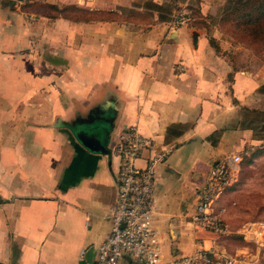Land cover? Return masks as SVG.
Wrapping results in <instances>:
<instances>
[{
    "label": "crops",
    "instance_id": "0c3cea01",
    "mask_svg": "<svg viewBox=\"0 0 264 264\" xmlns=\"http://www.w3.org/2000/svg\"><path fill=\"white\" fill-rule=\"evenodd\" d=\"M33 2L0 0V264L95 260L110 231L116 147L128 127L149 141L138 166L163 154L152 222L164 258L201 246L249 251L239 236L193 230L190 215L226 154L242 160L218 204L231 223L242 213L251 168L264 157V61L244 47L212 46L201 31L195 46L188 24L68 18L30 9ZM45 2L91 12L132 7ZM119 264L139 263L124 255Z\"/></svg>",
    "mask_w": 264,
    "mask_h": 264
},
{
    "label": "built area",
    "instance_id": "2783aa9c",
    "mask_svg": "<svg viewBox=\"0 0 264 264\" xmlns=\"http://www.w3.org/2000/svg\"><path fill=\"white\" fill-rule=\"evenodd\" d=\"M149 144L135 127H128L118 137L116 152L120 158L117 195L109 213L110 231L97 248L90 264H119L128 255L139 264H257L264 246V220H249L234 226L223 216L226 208L218 201L237 179L242 157L226 154L211 166L195 196L190 223L193 230L204 229L219 235H236L257 253L227 252L215 246L196 248L192 253L165 259L159 232L153 226V196L156 169L163 154L150 158L144 167L136 164L140 150Z\"/></svg>",
    "mask_w": 264,
    "mask_h": 264
},
{
    "label": "rangeland",
    "instance_id": "374dc122",
    "mask_svg": "<svg viewBox=\"0 0 264 264\" xmlns=\"http://www.w3.org/2000/svg\"><path fill=\"white\" fill-rule=\"evenodd\" d=\"M235 1L236 0H131V8H116L113 11L119 18L123 15L126 18L142 23L145 21L153 22V17H158L157 20H159V22L170 24L171 27L175 28L188 24L194 27L196 31H201L209 39L212 46L219 47V42H223L224 47H244L262 61L261 57L256 55L249 46L240 42V40L233 35L230 23L221 20L225 14L229 13ZM27 4L30 9H36L37 12L53 14L59 11L58 5L49 4L45 2V0H37V2ZM155 4L157 6H155ZM64 7L65 6L62 5V8ZM70 10V14L76 15L77 13H81L86 15L84 12H77L75 8H71ZM253 167L254 168H251L253 171V180L250 185L247 186V191H249V193L245 194L241 202H239L242 213L238 217L233 218L234 221H232L235 227L249 220H264V157L254 162ZM236 242L242 243L244 240L240 239L236 240ZM245 244L250 245L246 241ZM250 247V251L257 253L254 245H250ZM257 264H264V246L259 251V261Z\"/></svg>",
    "mask_w": 264,
    "mask_h": 264
},
{
    "label": "trees",
    "instance_id": "16d2710c",
    "mask_svg": "<svg viewBox=\"0 0 264 264\" xmlns=\"http://www.w3.org/2000/svg\"><path fill=\"white\" fill-rule=\"evenodd\" d=\"M71 8H75L77 12H84L86 15L70 14ZM56 14L84 20L118 17L113 10L91 12L74 5L65 6ZM221 20L230 23L233 35L249 46L264 61V0H236L229 13L225 14Z\"/></svg>",
    "mask_w": 264,
    "mask_h": 264
},
{
    "label": "water",
    "instance_id": "95a60500",
    "mask_svg": "<svg viewBox=\"0 0 264 264\" xmlns=\"http://www.w3.org/2000/svg\"><path fill=\"white\" fill-rule=\"evenodd\" d=\"M197 35H198V32L197 31H194L193 32V44L196 46V40H197ZM91 120V116L89 118H86V119H81V122H89ZM79 137V139L85 144V145H89L88 143V139H86V137L76 133ZM90 142V141H89ZM91 147V146H90ZM89 253H91V250L89 251Z\"/></svg>",
    "mask_w": 264,
    "mask_h": 264
}]
</instances>
